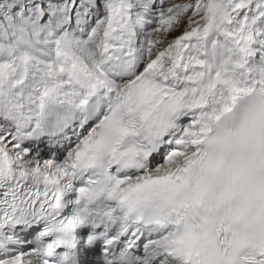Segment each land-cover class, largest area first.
<instances>
[{
	"label": "snow or ice",
	"instance_id": "1",
	"mask_svg": "<svg viewBox=\"0 0 264 264\" xmlns=\"http://www.w3.org/2000/svg\"><path fill=\"white\" fill-rule=\"evenodd\" d=\"M0 264H264V0H0Z\"/></svg>",
	"mask_w": 264,
	"mask_h": 264
}]
</instances>
